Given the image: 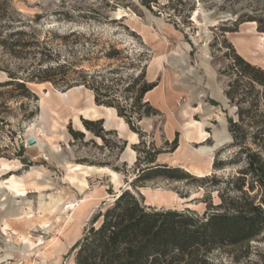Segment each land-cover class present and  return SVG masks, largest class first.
<instances>
[{
    "label": "rangeland",
    "instance_id": "374dc122",
    "mask_svg": "<svg viewBox=\"0 0 264 264\" xmlns=\"http://www.w3.org/2000/svg\"><path fill=\"white\" fill-rule=\"evenodd\" d=\"M8 2L14 27L34 30L56 52L39 65L34 52L0 46V164L15 170L2 176L0 165V264H76L79 243L119 191L199 217L263 202L257 177L242 172L249 154L264 160V85L234 65L241 56L264 69V33L250 20L264 15V0ZM21 38L29 36L12 40ZM57 63L66 67L56 84L21 79ZM145 84L155 86L141 94ZM73 98L74 113L66 102ZM48 100L64 104L46 110ZM184 163L209 171L200 178ZM12 179L25 184L24 195ZM90 193L94 200L66 223L62 201ZM205 258L201 264H264V222L256 238L220 244Z\"/></svg>",
    "mask_w": 264,
    "mask_h": 264
},
{
    "label": "trees",
    "instance_id": "16d2710c",
    "mask_svg": "<svg viewBox=\"0 0 264 264\" xmlns=\"http://www.w3.org/2000/svg\"><path fill=\"white\" fill-rule=\"evenodd\" d=\"M8 1L0 0V46L13 54L34 52L39 65L43 64L41 62L54 60L56 51L40 41L34 30L28 32L14 27L16 24L9 18ZM40 16L38 14L35 20H39ZM250 20L256 22L258 30L264 33V15L252 16ZM21 22L36 28L34 22ZM10 27L12 30L8 32ZM75 33L76 30L70 32ZM15 35H26L29 38L12 40ZM118 52L115 49L113 53ZM234 66L238 71L249 72L255 81L264 85V69L247 62L241 56H237V64ZM2 67L0 63V68ZM65 67V64L60 63L40 66L21 79L52 81L56 84L54 75ZM6 71L13 77L10 70ZM18 83L24 86L25 81ZM154 86L145 84L141 94ZM98 89L96 86V99L99 101ZM227 94L231 95L232 91ZM114 107L120 116L124 115V108L116 105ZM259 155L249 154L248 167L242 173L250 172L255 175L264 188V160ZM159 168L161 167L155 169ZM168 169L175 171L178 168ZM237 188L242 189L238 186ZM250 204L252 207L248 210L232 206L231 210L199 217L189 210L147 207L129 190L122 191L115 202L99 215L102 217L100 224L91 227L79 243L76 264H201L207 260L205 253L215 246L238 243L259 235L264 222V200L259 204L255 201Z\"/></svg>",
    "mask_w": 264,
    "mask_h": 264
},
{
    "label": "bare ground",
    "instance_id": "6f19581e",
    "mask_svg": "<svg viewBox=\"0 0 264 264\" xmlns=\"http://www.w3.org/2000/svg\"><path fill=\"white\" fill-rule=\"evenodd\" d=\"M66 102L68 103V107L70 108V109H72L73 110V113H74V111L75 112H77L78 111V109H77V107H76V102H77V99L76 98H73V99H71V100H66ZM64 103H62L61 101H59V100H57V101H50V100H48V101H46V102H44V104H43V107H44V109H46V110H53V111H55L56 110V108L57 107H59V106H62ZM91 107H90V109H95L96 108V104H91L90 105ZM86 131V130H85ZM33 132H34V134H38L39 136H44V127H43V125H36L34 128H33ZM46 137V136H45ZM35 142H36V140H35ZM35 144V143H34ZM31 145H33V144H31ZM183 158V157H182ZM213 158H214V156H213V154L211 155V157L209 158V165H208V167L210 168V166H211V164H212V162H213ZM185 160V159H184ZM179 161V160H178ZM174 163H176L175 161H174ZM0 165H2L3 166V168L5 169V170H7L6 172H4L3 174H2V176L4 175V174H9V173H12V172H14L15 170H14V168H13V163L11 162V161H3ZM184 167H185V169L187 170V171H190V172H192V173H194L196 176H199L200 178H201V176L203 177V176H205L206 175V173L209 171V169L208 168H203V167H201V166H198L197 164H195V163H184V165H183ZM36 174L38 175V176H40L41 175V172L40 171H37L36 172ZM113 178H114V180L118 177L117 176V174H113ZM33 184L36 186V188H39V185H38V183H37V181L35 180V182H33ZM9 185H10V187H12L16 192H18V194L19 195H24L25 194V190H26V187H25V184H23V183H20V182H18V181H16V180H14V179H12V180H10L9 181ZM29 186V185H28ZM33 186V185H32ZM40 190V189H39ZM121 192L122 191H119L118 192V195H120L121 194ZM63 197V196H62ZM93 197H94V194L93 193H90L89 195H86L85 197H84V199H82V200H76V199H74V198H70V199H68V201H66V202H63V201H65V200H63L62 201V206H61V210L62 211H64V212H68L67 213V217L68 218H65V222L66 223H68L69 221H70V219L71 218H74V214H75V212H76V210H77V206L78 207H81V209L82 208H84L85 206H87L88 205V203L90 202V201H92V200H94L93 199ZM58 199V198H57ZM59 200H61V199H59ZM58 201H56L55 202V204H54V206H57L58 205ZM60 205V204H59ZM59 210V209H58ZM71 211H73V213H71L70 215H69V212H71ZM80 211V210H79ZM60 213H62V212H60ZM58 214V213H57ZM61 216H59L58 217V220L57 221H59V223H60V220H61ZM63 220V219H62ZM63 221V222H64ZM60 224H62V223H60ZM61 226H63V225H61ZM26 237H23V239H25ZM56 242V240L54 239L53 241H51L49 244L51 245V244H53V243H55Z\"/></svg>",
    "mask_w": 264,
    "mask_h": 264
},
{
    "label": "water",
    "instance_id": "95a60500",
    "mask_svg": "<svg viewBox=\"0 0 264 264\" xmlns=\"http://www.w3.org/2000/svg\"><path fill=\"white\" fill-rule=\"evenodd\" d=\"M29 144H34L35 143V138L31 137L28 139Z\"/></svg>",
    "mask_w": 264,
    "mask_h": 264
}]
</instances>
